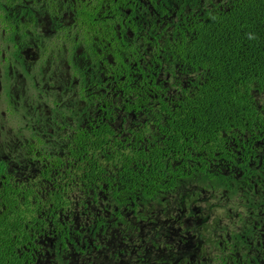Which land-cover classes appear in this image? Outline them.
<instances>
[{
  "label": "flooded vegetation",
  "instance_id": "flooded-vegetation-1",
  "mask_svg": "<svg viewBox=\"0 0 264 264\" xmlns=\"http://www.w3.org/2000/svg\"><path fill=\"white\" fill-rule=\"evenodd\" d=\"M242 1L0 0V264H264V94L182 149L202 33Z\"/></svg>",
  "mask_w": 264,
  "mask_h": 264
},
{
  "label": "trees",
  "instance_id": "trees-1",
  "mask_svg": "<svg viewBox=\"0 0 264 264\" xmlns=\"http://www.w3.org/2000/svg\"><path fill=\"white\" fill-rule=\"evenodd\" d=\"M202 34L196 60L203 79L199 93L184 108L182 149H192L196 138L207 142L211 131L218 149L223 133L253 123L254 100L264 94V0H243ZM170 141L152 152L161 155L158 149H179L178 135L173 134ZM153 162L155 172L164 170L160 158ZM139 167L142 173L137 177L144 181L146 166Z\"/></svg>",
  "mask_w": 264,
  "mask_h": 264
}]
</instances>
